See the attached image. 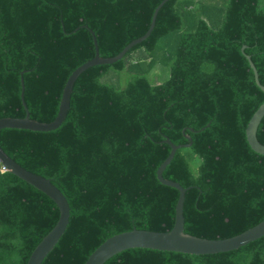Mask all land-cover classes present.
<instances>
[{
    "label": "trees",
    "instance_id": "trees-1",
    "mask_svg": "<svg viewBox=\"0 0 264 264\" xmlns=\"http://www.w3.org/2000/svg\"><path fill=\"white\" fill-rule=\"evenodd\" d=\"M162 1L0 0V119L25 117V71L30 119L52 122L68 77L94 58L90 31L99 56L112 58L147 32ZM246 56L264 86L263 0H169L145 41L77 78L58 129L0 130L6 155L69 205L66 230L41 264H84L115 235L173 228L179 193L156 178L170 153L165 138L192 141L162 174L186 189L185 234L222 240L264 221V156L245 137L264 94ZM158 64L167 78L151 83ZM110 74L123 75L124 87ZM256 137L264 145V117ZM58 218L47 196L0 172V264H27ZM104 264H264V236L203 256L130 249Z\"/></svg>",
    "mask_w": 264,
    "mask_h": 264
},
{
    "label": "water",
    "instance_id": "water-1",
    "mask_svg": "<svg viewBox=\"0 0 264 264\" xmlns=\"http://www.w3.org/2000/svg\"><path fill=\"white\" fill-rule=\"evenodd\" d=\"M169 0H163L154 10L151 23L147 32L138 39L133 40L122 51L112 58H102L99 56L98 45L94 33L90 31L92 41L95 49L94 58L80 67H78L68 77L58 107V113L56 118L50 123H40L31 120L24 102V83L22 75L20 74V100L25 110V117L22 119L17 118H3L0 119V130L2 129H17L28 130L32 132H50L59 128L64 122L70 105V96L72 94L73 86L77 78L85 72L87 69L94 66L112 65L123 57L136 45L141 44L151 34L156 17L162 6ZM244 47L241 49L244 52ZM246 60L250 66V69L254 75V81L256 86L264 94V86H262L258 79V74L255 66L253 65L249 56H246ZM264 117V102L254 112L250 118L248 125L245 129L246 141L253 152L258 155L264 156V145H262L256 137L258 126ZM189 132L194 133L192 129H188ZM185 139L189 142L186 145H174L169 139L165 138L164 143L170 147V153L168 157L162 162L156 171V178L158 182L164 186L173 188L178 191V200L175 206V217L173 228L168 232H152L133 229L129 232H124L115 235L107 239L102 243L86 260L84 264H104L107 260L113 256L130 249H146L161 252H173L187 255H213L218 253H225L237 250L261 237L264 236V221L260 222L256 226L248 229L247 231L236 235L228 239L207 240L197 238L184 233V217H183V203L186 189L182 188L178 183L164 179L162 174L165 168L170 164L176 151L182 148H188L191 146L192 141L189 136H185ZM0 164L6 172L12 174L18 179L22 180L29 186L35 188L39 192L43 193L50 200L54 202L59 211V218L53 229L41 240V242L35 247L33 252L28 258L27 264H41L49 252L58 243L66 227L69 223V205L64 195L50 182L39 175L31 173L14 160L6 155V153L0 148Z\"/></svg>",
    "mask_w": 264,
    "mask_h": 264
},
{
    "label": "rangeland",
    "instance_id": "rangeland-1",
    "mask_svg": "<svg viewBox=\"0 0 264 264\" xmlns=\"http://www.w3.org/2000/svg\"><path fill=\"white\" fill-rule=\"evenodd\" d=\"M147 78L148 80H150L151 83H161L167 78L166 70L165 68H163L161 65L158 64L147 73ZM106 81L115 84V86L118 88H123L125 84L124 76L123 75L119 76L117 74H110L106 79Z\"/></svg>",
    "mask_w": 264,
    "mask_h": 264
},
{
    "label": "built area",
    "instance_id": "built-area-1",
    "mask_svg": "<svg viewBox=\"0 0 264 264\" xmlns=\"http://www.w3.org/2000/svg\"><path fill=\"white\" fill-rule=\"evenodd\" d=\"M1 173H4L5 172V169L2 167L1 170H0Z\"/></svg>",
    "mask_w": 264,
    "mask_h": 264
}]
</instances>
